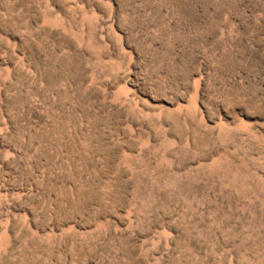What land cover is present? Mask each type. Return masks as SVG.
Here are the masks:
<instances>
[{"label": "rangeland", "instance_id": "rangeland-1", "mask_svg": "<svg viewBox=\"0 0 264 264\" xmlns=\"http://www.w3.org/2000/svg\"><path fill=\"white\" fill-rule=\"evenodd\" d=\"M0 264H264V0H0Z\"/></svg>", "mask_w": 264, "mask_h": 264}]
</instances>
